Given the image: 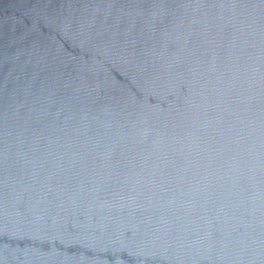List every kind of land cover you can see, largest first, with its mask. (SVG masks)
Wrapping results in <instances>:
<instances>
[{"label":"water","instance_id":"obj_1","mask_svg":"<svg viewBox=\"0 0 264 264\" xmlns=\"http://www.w3.org/2000/svg\"><path fill=\"white\" fill-rule=\"evenodd\" d=\"M0 264H264V0H0Z\"/></svg>","mask_w":264,"mask_h":264}]
</instances>
